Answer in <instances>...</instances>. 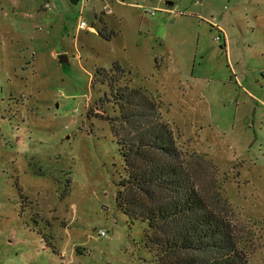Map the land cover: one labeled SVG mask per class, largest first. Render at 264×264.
<instances>
[{
  "label": "rangeland",
  "instance_id": "1",
  "mask_svg": "<svg viewBox=\"0 0 264 264\" xmlns=\"http://www.w3.org/2000/svg\"><path fill=\"white\" fill-rule=\"evenodd\" d=\"M107 1L0 0V264H159L120 205L128 82L162 100L202 194L264 264V0Z\"/></svg>",
  "mask_w": 264,
  "mask_h": 264
},
{
  "label": "trees",
  "instance_id": "2",
  "mask_svg": "<svg viewBox=\"0 0 264 264\" xmlns=\"http://www.w3.org/2000/svg\"><path fill=\"white\" fill-rule=\"evenodd\" d=\"M113 72L123 67L115 64ZM97 73L113 86L109 70ZM114 89L120 114L112 126L127 171L120 205L133 220L148 223L147 246L159 264H249L236 224L199 189L162 100L129 82Z\"/></svg>",
  "mask_w": 264,
  "mask_h": 264
},
{
  "label": "built area",
  "instance_id": "3",
  "mask_svg": "<svg viewBox=\"0 0 264 264\" xmlns=\"http://www.w3.org/2000/svg\"><path fill=\"white\" fill-rule=\"evenodd\" d=\"M80 1L81 0H79V2ZM110 2H111V0H108L107 2H105L103 4L102 13H104V14H113L114 13V8H113V6L111 5ZM152 13H153V11H152ZM212 25L217 30V34L215 36V39L220 42L221 40L224 39V35H223L224 31H223V29H222V27L220 25H218V24H216L214 22H212ZM79 28L80 29H87V30H90L92 32L97 33L95 25L90 24L88 22V20H86V19H84L82 17H80ZM100 234L101 235H105L106 233H105L104 230H101Z\"/></svg>",
  "mask_w": 264,
  "mask_h": 264
},
{
  "label": "water",
  "instance_id": "4",
  "mask_svg": "<svg viewBox=\"0 0 264 264\" xmlns=\"http://www.w3.org/2000/svg\"><path fill=\"white\" fill-rule=\"evenodd\" d=\"M69 1H70V3H72L74 5H76V4L79 3V0H69ZM67 58H68L67 57V54H61V55H59V60L61 62L68 63V59Z\"/></svg>",
  "mask_w": 264,
  "mask_h": 264
},
{
  "label": "crops",
  "instance_id": "5",
  "mask_svg": "<svg viewBox=\"0 0 264 264\" xmlns=\"http://www.w3.org/2000/svg\"><path fill=\"white\" fill-rule=\"evenodd\" d=\"M117 1H118V0H117ZM167 3H168V4H174V2H171V1H169V0L167 1ZM44 7L47 8V6H44ZM225 36H226V33H225ZM224 39H226V37H225Z\"/></svg>",
  "mask_w": 264,
  "mask_h": 264
}]
</instances>
